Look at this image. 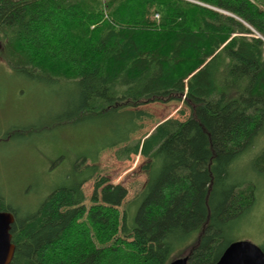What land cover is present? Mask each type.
Returning a JSON list of instances; mask_svg holds the SVG:
<instances>
[{
	"label": "trees",
	"instance_id": "trees-1",
	"mask_svg": "<svg viewBox=\"0 0 264 264\" xmlns=\"http://www.w3.org/2000/svg\"><path fill=\"white\" fill-rule=\"evenodd\" d=\"M0 47L17 73L73 88L79 97L69 118L76 121L174 101L190 110L185 121L168 119L128 145L134 124L90 165L83 157L69 184L25 217L3 190L0 211L16 218L11 264L220 260L233 243L231 222L257 202L256 186L233 181V167L260 148L253 166L264 174V0H0ZM123 144L117 159L141 155L147 180L124 210L122 237L100 248L83 220L82 187L100 173L99 153ZM165 196L156 222L148 224L147 214L144 225V208L154 210Z\"/></svg>",
	"mask_w": 264,
	"mask_h": 264
},
{
	"label": "rangeland",
	"instance_id": "rangeland-1",
	"mask_svg": "<svg viewBox=\"0 0 264 264\" xmlns=\"http://www.w3.org/2000/svg\"><path fill=\"white\" fill-rule=\"evenodd\" d=\"M78 97L68 85L48 84L17 73L5 60L0 47V195L4 190L20 217L36 211L53 190L69 184L71 177L63 176L62 170L65 175L72 173L82 157L90 159L86 165L92 163L104 145L125 137L134 124L138 129L130 135L128 145L151 133L159 123L171 118L185 121L190 115L183 102L174 101L130 108L123 115H108L93 123L76 121L69 116L78 104ZM139 113L142 114L139 116ZM63 116L68 117L67 123L59 125ZM55 123L58 124L55 128L48 127ZM39 127L41 130L36 131ZM14 129L21 130L10 134ZM127 144L102 150L100 173L82 187L86 208L83 220L92 230L93 242L100 248L122 237L124 210L147 180L141 171L144 162L141 155H133L130 160L117 159L116 152ZM260 145L259 142L253 149ZM261 150L244 155L233 167V181L256 186L257 202L249 213L231 222L227 241L251 242L264 249V174L253 166ZM183 190L189 197L193 196L191 190ZM175 193L170 191L168 195L173 197ZM165 199L168 196L152 211L149 206L144 208V225L147 214L153 218L148 224L156 222L157 210ZM174 204L172 199L169 207ZM183 209H187L186 205ZM190 214L185 210L181 216L187 226L194 227L195 219ZM164 218L162 222L168 223L170 216L166 214ZM171 218L174 221V215Z\"/></svg>",
	"mask_w": 264,
	"mask_h": 264
},
{
	"label": "water",
	"instance_id": "water-1",
	"mask_svg": "<svg viewBox=\"0 0 264 264\" xmlns=\"http://www.w3.org/2000/svg\"><path fill=\"white\" fill-rule=\"evenodd\" d=\"M15 221L12 212L0 211V264H11L15 257L16 246L11 234ZM216 264H264V250L251 242H233Z\"/></svg>",
	"mask_w": 264,
	"mask_h": 264
},
{
	"label": "flooded vegetation",
	"instance_id": "flooded-vegetation-1",
	"mask_svg": "<svg viewBox=\"0 0 264 264\" xmlns=\"http://www.w3.org/2000/svg\"><path fill=\"white\" fill-rule=\"evenodd\" d=\"M83 158V157H82ZM82 158H79V160H78V162L76 163V165L78 164V163H80L81 162V160H82ZM61 158H59V160H60ZM90 160V159H89ZM88 160V161H89ZM91 162V161H90ZM90 164H92V163H90ZM90 164H87V165H90ZM76 165H75V167H76ZM74 170H75V168H74ZM74 170H73V172L71 173V172H69L68 174H66L65 175V173H64V171L62 170V175L63 176H65L67 179H68V177H71V175L74 173Z\"/></svg>",
	"mask_w": 264,
	"mask_h": 264
},
{
	"label": "built area",
	"instance_id": "built-area-1",
	"mask_svg": "<svg viewBox=\"0 0 264 264\" xmlns=\"http://www.w3.org/2000/svg\"><path fill=\"white\" fill-rule=\"evenodd\" d=\"M189 1H192V0H189Z\"/></svg>",
	"mask_w": 264,
	"mask_h": 264
}]
</instances>
